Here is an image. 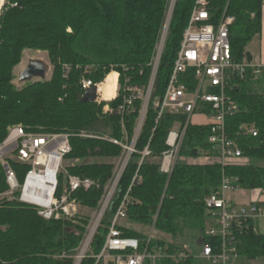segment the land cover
I'll return each mask as SVG.
<instances>
[{
  "label": "trees",
  "instance_id": "16d2710c",
  "mask_svg": "<svg viewBox=\"0 0 264 264\" xmlns=\"http://www.w3.org/2000/svg\"><path fill=\"white\" fill-rule=\"evenodd\" d=\"M207 2L211 24L217 25L224 14L234 18L230 27L232 53L235 60L243 62L248 57V45L262 31L263 0ZM167 4L168 0H6L0 17V145L7 139L9 128L19 125L33 133L69 135L72 152L67 160L74 163L68 168L69 175L93 180L99 186L79 190L76 196L84 206L97 209L115 170L113 164L101 160L121 158L124 150L109 140L81 135L132 143L143 102L137 100L131 114L121 115L117 111L125 96L126 79L133 87L149 84L150 63ZM195 6L196 0H178L136 153L119 183L117 203L95 238V254L101 252L108 222L118 201L127 193L130 223L148 228L156 221L158 239L151 244L154 249L165 246L166 240L161 238L164 235L175 242L185 243L193 237L199 244L212 245L211 239L204 237L208 221L205 201L219 190L224 173L236 178L244 190L264 191V76L255 79L252 70L245 81L238 82L239 88L233 94L241 111L228 118L227 131L244 157L257 164L233 163L223 168L194 163L201 152L211 150V128L190 124L179 155L187 161H178L171 175L161 171V159L169 151L168 137L177 123L185 126L187 117L165 113L159 119L153 102L165 95ZM25 51L48 53L54 67L49 81L27 83L22 88L14 84V70L21 64ZM66 66L70 68L67 77ZM112 70L120 74L121 91L119 98L108 104L114 111L110 114L104 111L106 103L82 101L86 93L82 82H104ZM193 78V71L184 78L191 89L195 86ZM245 125L255 126L259 136L242 134L241 127ZM147 148L151 156L140 166ZM12 168L23 185L30 168L16 162H12ZM65 184L61 176L57 196ZM8 189L0 163V196ZM79 219L82 225L69 220L47 221L29 205L1 200L0 264H75L74 257L88 224V219ZM125 236L146 243V232L127 228ZM237 246L240 256L251 261L262 259L264 264V234L240 235ZM94 263L92 259L83 262ZM161 264L177 263L165 260ZM179 264L199 263L190 258Z\"/></svg>",
  "mask_w": 264,
  "mask_h": 264
},
{
  "label": "built area",
  "instance_id": "2783aa9c",
  "mask_svg": "<svg viewBox=\"0 0 264 264\" xmlns=\"http://www.w3.org/2000/svg\"><path fill=\"white\" fill-rule=\"evenodd\" d=\"M178 0H168L166 15L161 29L158 43L150 63L151 77L147 87L130 86V79H126L125 96L119 106L118 114L127 115L134 111L137 100L143 102L142 111L136 128V134L131 144H123L108 137L81 136L109 140L124 150L114 170L111 184L102 194L94 215L90 218L87 231L74 257L75 264H83L92 259L94 264H161L165 260L182 263L190 258L205 260L211 264H232L240 257L237 237L240 235L264 234V202L253 201L247 206H238L228 198L242 190L238 180L223 174L219 190L208 196L205 201L208 221L204 237L211 239V244H200L201 253L194 256L192 247L186 243H177L173 239L166 241L165 246L151 249L153 241L158 239L154 221L148 227L146 243L139 239L125 236V223L129 222L127 208L130 193L118 201L115 213L107 225V235L104 246L99 254L93 251V243L99 230L104 226L108 213L114 208L119 198L118 186L126 172L131 157L136 153V144L144 126L148 108L152 102L158 73L162 63L164 51L168 41L170 28ZM207 0H196V6L191 14L188 27L184 33L180 51L171 74L165 95L153 102L159 111L160 119L165 113L174 116H186L185 126L177 123L171 131L167 146L169 151L161 159V171L171 175L180 158V151L190 124L210 126L211 135L208 143L211 150L201 152L197 161L199 164H215L225 168L230 164H249L250 159L244 157L243 151L235 139L229 136L227 120L238 114L241 109L233 94L239 88V81L247 79L248 71H253V77L259 79L264 76V66L256 65L247 58L243 62L235 60L230 41V27L234 18L225 14L217 25L211 24V17L207 10ZM70 68L65 67V76ZM90 69H87L89 72ZM193 71L195 86L190 88L184 78ZM112 73H117L112 70ZM118 74V89L113 100L103 98L101 88L104 82L95 84L84 79L83 89L88 91L96 88V103H106L105 113H114L108 105L120 96V74ZM205 118V124L194 122L195 116ZM7 139L0 145V163L4 168L9 189L0 196V201L7 198L35 208L40 217L47 221L69 220L77 221L82 218L85 210L77 198V191L99 186L95 181L70 176L68 168L74 163L67 160L72 152L70 136L67 134H41L29 132L21 125L10 127ZM241 132L256 138L259 131L255 126H243ZM140 166L146 158L151 156L147 148L142 154ZM16 162L30 168L22 185L18 175L12 168ZM66 180L61 193L57 196L60 177ZM138 174L135 180H137ZM90 217V216H89Z\"/></svg>",
  "mask_w": 264,
  "mask_h": 264
},
{
  "label": "rangeland",
  "instance_id": "374dc122",
  "mask_svg": "<svg viewBox=\"0 0 264 264\" xmlns=\"http://www.w3.org/2000/svg\"><path fill=\"white\" fill-rule=\"evenodd\" d=\"M31 59L41 60L44 63H46L47 66H48L47 81H49L52 78V75H53V72H54V67L51 65L48 53L41 52V51H38V52H36V51H25L24 54H23V58H22L21 64L18 67H16L15 70H14V78H15L14 84L18 88H22V87H24L27 84V83L23 84V83L19 82V74H20V72L22 70H24L27 67V65L29 64V61ZM193 120H194V122H196L195 118ZM85 135L91 136V135H88V134H82L81 136H85ZM83 138H86V137H83ZM119 159L120 158H118V159L109 158V159H103L101 161H104L105 163H111V164L114 165V167H116L117 163L119 162ZM92 161H95V160H92ZM248 162H249V164H257V162H254L252 160H249ZM79 163H81V162H79ZM262 165H264V163H262ZM109 185L106 186L105 190L109 187ZM228 198L233 200L234 203L236 205H238V206H245V205L250 204V202L256 201V199L258 198V195L255 194V193H251L248 190H244V191H241V192H239L237 194H229ZM84 208H85V210L83 211V213L89 214V215L88 216L84 215L82 218L88 219V224H89V220L94 215L96 209H92V208H89V207H86V206H84ZM76 222L78 224H81L82 220L79 219ZM88 224L86 226V231H87ZM125 226L128 227L129 229H133V230H137V231H143V232H146V233L149 232L148 228H145V227H143L141 225H138V224H133V223L128 222V223H125ZM161 238H163L166 241H169V240L172 239L169 235L161 236ZM177 243H180V241L177 242ZM185 243L192 247V253H193L194 256H199L200 255V253H201V245L198 243V241H196L193 237H189L188 239H186ZM197 261H198L199 264H211V263H209V262H207L205 260H197ZM232 264H263V260L262 259H257V260H252L251 261V260H248L246 257L240 256L235 261H232Z\"/></svg>",
  "mask_w": 264,
  "mask_h": 264
},
{
  "label": "water",
  "instance_id": "95a60500",
  "mask_svg": "<svg viewBox=\"0 0 264 264\" xmlns=\"http://www.w3.org/2000/svg\"><path fill=\"white\" fill-rule=\"evenodd\" d=\"M4 1V2H3ZM6 0H0V17L1 11ZM48 66L41 60L31 59L27 67L19 74V82L26 84L37 81H47ZM96 88L86 91L83 102L95 103L96 102Z\"/></svg>",
  "mask_w": 264,
  "mask_h": 264
},
{
  "label": "crops",
  "instance_id": "0c3cea01",
  "mask_svg": "<svg viewBox=\"0 0 264 264\" xmlns=\"http://www.w3.org/2000/svg\"><path fill=\"white\" fill-rule=\"evenodd\" d=\"M247 54L248 57L247 59L256 64V65H261L264 66V0H263V4H262V31L260 33V35L256 36L252 42L248 45L247 47ZM116 88V85H115ZM106 94V93H105ZM196 122L197 123H201V124H205V118L202 116H195ZM207 123V122H206ZM188 162H190L188 160ZM198 163L197 161H194V163ZM241 191H244L243 189ZM239 191V192H241ZM237 192V193H239ZM251 193H255L258 195V198L256 200L258 201H263L264 202V191L262 190H256V191H249ZM235 193V194H237ZM252 202H250L251 204ZM248 204V205H250ZM247 206V205H245Z\"/></svg>",
  "mask_w": 264,
  "mask_h": 264
},
{
  "label": "bare ground",
  "instance_id": "6f19581e",
  "mask_svg": "<svg viewBox=\"0 0 264 264\" xmlns=\"http://www.w3.org/2000/svg\"><path fill=\"white\" fill-rule=\"evenodd\" d=\"M106 82H105L106 84L105 83L103 84L101 88V92L103 93V98L107 101H110V100H113L116 96V92L118 89L117 87L118 86V75L116 73L110 74L108 78L106 79ZM115 85H116V88H115Z\"/></svg>",
  "mask_w": 264,
  "mask_h": 264
}]
</instances>
